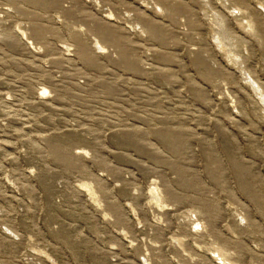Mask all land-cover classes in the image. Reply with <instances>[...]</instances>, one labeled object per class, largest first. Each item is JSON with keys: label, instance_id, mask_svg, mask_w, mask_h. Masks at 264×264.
<instances>
[{"label": "rangeland", "instance_id": "obj_1", "mask_svg": "<svg viewBox=\"0 0 264 264\" xmlns=\"http://www.w3.org/2000/svg\"><path fill=\"white\" fill-rule=\"evenodd\" d=\"M0 264H264V0H0Z\"/></svg>", "mask_w": 264, "mask_h": 264}]
</instances>
